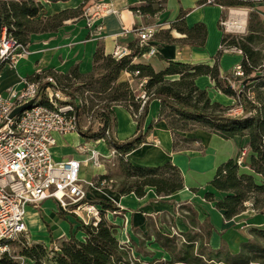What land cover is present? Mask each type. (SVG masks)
Here are the masks:
<instances>
[{"label":"crops","instance_id":"1","mask_svg":"<svg viewBox=\"0 0 264 264\" xmlns=\"http://www.w3.org/2000/svg\"><path fill=\"white\" fill-rule=\"evenodd\" d=\"M39 1L43 9L37 19L52 17L66 10H76L84 3L90 4L92 0ZM104 2L110 3L115 13L102 19L103 30L100 34H95L92 28L86 26L82 13L65 19L54 31L31 33L26 43L29 54L18 60L14 66L5 65L0 69V94L4 96L8 88L19 90L22 87V79L35 74L55 75L64 80V77H69L71 71L75 69L83 78L72 80L73 82L82 83L90 76L99 78L103 70H95L94 55L97 49L107 56L111 55L116 45L125 47L129 53L134 47L147 48L131 60L133 64L149 65L155 72L163 71L169 62L210 67L216 64L221 84L232 68L241 63L242 55L229 49H223L217 56L224 32L220 26L223 9L218 5L197 6V0H165L161 12L154 16H143L132 10L140 5L139 0ZM253 10L264 27V0L255 2ZM183 11L187 12L180 17ZM238 12L241 11L229 9L230 14ZM241 18L243 17H237L235 21L241 22ZM174 23L176 26H173ZM196 25L198 27L194 28ZM177 26L180 30L176 29ZM142 27H153L155 33L147 44L141 46L131 30ZM124 29L128 30V33H123ZM149 47L156 50L154 56L146 55ZM176 79L177 75L168 77L170 81ZM118 81H127L132 88L134 83L139 84V80L134 79L126 71L119 74ZM194 84L199 90L206 92L210 103H217L223 107L237 103L234 96L222 93L209 76L196 77ZM135 93L141 97L144 91L139 87ZM160 107L158 100L149 101L141 131L146 132L150 124L152 128L146 141L125 155V160L138 168L158 167L171 162L181 173L183 188L168 196H158L155 188L150 186L144 188L142 197H136L133 193L125 195L117 192L107 193L103 198L111 200L119 208L118 212L108 211L105 214L107 220L116 226L118 242L131 246L135 251L133 254L145 253L143 255L147 256L146 249L149 246L162 249L154 241V228L162 234L169 235H179L191 230L199 232L197 228H191L185 217L189 213L188 210H193L198 224L208 220L212 227L208 240V246L212 250H217L225 244L230 253L239 252L240 245L252 239L251 229L264 230V212L257 213L251 208V204H248L245 211L226 220L223 211L215 207V202L222 200L227 194L214 189L209 181L218 165L236 158L242 149H246L247 157L249 138L244 136L223 139L205 127L196 126L189 131L177 132L180 137L190 141L186 147L175 150L174 134L159 115ZM234 109L237 111L238 107ZM112 110L110 136L118 142L133 137L137 132V124L130 112L120 104H114ZM54 139L55 144L50 148L53 160L81 161L82 171L79 178L83 181H90L96 168L92 167L90 162H85L87 156L79 154L77 146L85 145L101 153L110 154L114 150L111 145L110 148L104 147L106 145L100 144L99 140L86 139L78 132L64 136L54 134ZM206 193H211L214 201L206 200L204 198ZM60 212L51 199L44 200L38 205L27 206L24 218L27 232L42 235V231H47L48 240L69 237L71 233L78 232L75 237L82 240L83 233L76 231L77 227L70 228L71 216L65 213L60 215ZM164 217L168 222L163 219ZM149 221L150 226L147 227ZM163 251L169 256L165 250Z\"/></svg>","mask_w":264,"mask_h":264},{"label":"trees","instance_id":"2","mask_svg":"<svg viewBox=\"0 0 264 264\" xmlns=\"http://www.w3.org/2000/svg\"><path fill=\"white\" fill-rule=\"evenodd\" d=\"M46 2H58L68 0H43ZM140 5L132 8L136 13L143 16H154L164 9L165 0H139ZM262 0H197L196 5H218L226 10L235 8L247 9L248 34L239 40H228L223 32L221 48L217 52L219 56L223 49L236 48L241 51L242 78H232L226 75L223 84L219 81L217 65H190L177 62H169L163 71L155 72L151 66L133 64L132 57L140 55L147 48L134 47L131 52L120 58L114 59L111 55H104L97 49L94 55L95 70L102 69L103 74L99 78L90 76L83 83L91 87H97L98 93L106 94L105 100L112 104H120L127 109L137 124V132L130 139L118 142L110 136L112 106L104 102L95 107L90 113V119L101 111L102 130L106 131L109 144L114 148L116 155L121 159V169L128 180L116 189V192L125 195L133 193L136 197L144 195V188L154 187L158 196H168L183 188V178L179 169L171 162L158 167L138 168L130 165L125 160V155L146 141L151 124L146 132L141 128L147 115L148 103L151 99L160 102L159 115L166 121L169 129L184 144L190 140L180 137L178 131H189L196 126L205 127L216 133L223 139L235 137L249 138V152L245 160V167L236 163V158L228 159L217 166L209 184L216 190L225 192L227 195L215 202V207L223 211L226 220L245 211L248 204L255 212L264 211V106L262 103L251 100L245 90L250 87L257 88V98L260 99L258 89L264 87V67L260 66V52L253 47L255 40L264 38V27L253 5ZM43 5L39 0H0V26L6 29L17 43L26 45L31 33L54 31L60 27L65 19L74 14L82 13V5L76 10H66L58 15L37 19ZM187 11H183L182 17ZM223 16V15H222ZM176 26V23L173 24ZM198 25L194 26L197 28ZM193 28V29H194ZM176 29H179L178 26ZM126 71L136 80L145 79L142 90L146 99L135 93L134 88L127 81H118V76ZM138 72V74H135ZM177 75L178 79L170 81L168 77ZM209 76L226 95L234 96L237 100L241 113L234 115L217 103H210L206 92L199 90L194 80L198 76ZM55 78L62 88L61 82L81 80L75 69L64 80ZM40 77L38 74L28 78ZM242 85L244 79H249ZM227 79L234 81L236 88L231 87ZM76 89V88H74ZM64 93L70 96L71 103L77 110V132L84 138H100V131H93L90 127L81 128L80 119L83 113L81 106L76 103V98L71 90L62 88ZM257 99V100H258ZM186 145H179L175 140L173 148L180 150ZM105 179V178H103ZM204 198L214 201L211 193H206ZM91 203L98 204L101 208V220L96 226L80 224L76 231L83 233V239L79 240L74 234L54 244L47 252L43 246L35 245L24 255L31 259L46 258L52 255L51 264H264V230L251 229L252 239L240 245L239 252L232 254L225 244L217 250L208 246V240L212 227L208 220L198 224L195 219L196 213L188 210L185 216L191 228H197L199 232L192 230L187 233L162 234L153 229L154 241L165 250L169 256L168 261L144 262L138 258H132L130 246L120 244L116 238V226L105 218L109 212H118L119 208L111 200L105 198H93ZM60 215H64V212ZM150 221L151 219L148 218ZM150 221L147 227L150 226ZM72 229V226H70ZM181 238L182 240H179ZM10 261L2 258L0 264H9Z\"/></svg>","mask_w":264,"mask_h":264},{"label":"built area","instance_id":"3","mask_svg":"<svg viewBox=\"0 0 264 264\" xmlns=\"http://www.w3.org/2000/svg\"><path fill=\"white\" fill-rule=\"evenodd\" d=\"M112 13L115 11L111 4L104 0H92L90 4L82 5L86 26L95 34L102 32V19ZM222 25L226 31L228 25L234 30L239 28L235 23L222 22ZM131 32L142 46L152 39L155 30L142 27ZM123 33L128 30L124 29ZM228 49L241 54L234 47ZM28 54L26 45L17 43L7 35L5 28H1L0 69L5 65L14 66ZM128 54V49L116 45L111 56L120 59ZM155 54L156 50L149 47L146 55ZM229 75L234 79L242 78L241 65L234 66ZM227 82L231 87H237L234 81L227 79ZM144 83L145 79H141L138 86L142 87ZM141 99H146L145 93ZM29 102L27 108L10 116L14 109ZM76 103L80 104L78 99ZM76 112L70 96L50 75L23 78L19 90L8 88L4 96L0 94V259H12V245L27 234L24 218L29 205L51 199L59 211L72 215L80 224L96 226L101 220L100 206L89 201L85 190V185L92 187L91 181L79 178L81 161L55 162L50 154V148L55 144L54 134L64 136L77 132ZM77 151L87 156L85 162H90L92 167L102 166L104 156L97 149L78 145ZM115 154L112 150L110 155ZM245 157L246 149H242L236 157L238 166L245 167Z\"/></svg>","mask_w":264,"mask_h":264},{"label":"rangeland","instance_id":"4","mask_svg":"<svg viewBox=\"0 0 264 264\" xmlns=\"http://www.w3.org/2000/svg\"><path fill=\"white\" fill-rule=\"evenodd\" d=\"M235 10L241 11L235 14H230L229 10H226L222 16L221 19V28L223 29V31L225 32V34L228 36V40L234 39V40H239L241 37H244L248 34L247 31V9L245 8H235ZM237 17H243L244 18V27L242 29L238 28L237 30L231 29L229 28L230 25L228 24H232L235 19ZM222 22L227 23L228 27H227V31L224 29V26L222 25ZM255 44H253V47L258 49L260 52V60H259V64L260 66L264 67V38L262 39H257L255 40ZM85 81V80H84ZM136 85V86H135ZM61 86L64 89L67 90H71L74 93V97L76 99L79 100L80 102V106L83 110L81 119H80V127L81 128H87L90 127L93 131H100L101 132V137L100 138H89L90 140H94V141H100L102 143H104V147L110 148V144H109V138L106 134L105 130H102V116L101 111H99L95 117L93 119H90V113L91 111L97 107L98 105L106 102L109 107L113 106L114 104L109 103L105 100V96L106 94L104 93H98L96 91L97 87H91L88 84L85 83H76L73 81L70 82H61ZM134 89L136 90L137 88H139V86L134 83L133 84ZM76 88V89H74ZM256 90L257 88L255 87H250L248 89L245 90L247 96L253 100L254 102H260L262 103L261 106H264V87H261L258 89V92H260V99L257 98V94H256ZM258 99V100H257ZM223 107V106H222ZM235 107H238V110L235 111ZM225 109H227V111L231 114L237 115L241 113V109L238 106V103H236L233 106H229V107H223ZM179 145H186L184 144V142H182V140L178 137H176L175 139ZM103 154V158H102V166L100 168H96L94 169L95 174L92 176L91 178V184L92 187L89 185H85V190L87 191L88 194V199H93L96 197H104L107 195V193L110 192H116V189H118L121 184L123 183H128V180L125 178L124 173L122 172L121 169V159L120 157H118V155H110V153L105 152L102 153ZM82 168V167H81ZM80 168V174L82 169ZM105 178V179H103ZM105 180V183H102V181ZM94 188V190L92 189ZM33 206V205H31ZM179 208V207H178ZM182 209V208H181ZM183 211H185L184 209H182ZM264 211L261 212H257V213H262ZM68 215V214H65ZM71 218V224L73 229H75L76 227L79 226L78 220L76 218H74L72 215H70ZM65 220H67L66 217H63ZM106 218V217H105ZM166 222H168V220L164 217L163 218ZM107 220V218H106ZM78 232H75L74 235H77ZM82 233V232H81ZM40 234H36V233H31V232H27L26 235L22 236L18 241H16L11 248V254H12V259H7L10 261V263H22V264H51L50 259L52 257V255H48L46 258H41V259H31L28 258L24 255L25 251H28L31 247L35 246V245H39V246H43L46 251L48 252L52 246L55 244L56 246L58 244H60V242L66 238V237H62L60 239H52V240H48L49 239V235L47 233V231H42ZM81 236V234L79 235V237ZM139 236V234H138ZM54 241V244H53ZM132 247L130 246V253L132 258H138L141 261L144 262H152L153 260H155V262H159V261H168L170 260V257L162 250L156 247H151L149 246V248L146 249V254L147 256H144L142 253L140 255H137V253L133 254ZM143 255V256H142Z\"/></svg>","mask_w":264,"mask_h":264},{"label":"water","instance_id":"5","mask_svg":"<svg viewBox=\"0 0 264 264\" xmlns=\"http://www.w3.org/2000/svg\"><path fill=\"white\" fill-rule=\"evenodd\" d=\"M0 30H1V26H0ZM251 79H254V78L244 79V80L242 81V85H245V84H246L249 80H251ZM30 104H31V102H29V103H27V104H25V105H23V106H21V107H19V108L14 109V110L11 112L10 116H13V115H15L17 112H19V111H21V110L27 108ZM77 110H78V109H77Z\"/></svg>","mask_w":264,"mask_h":264},{"label":"bare ground","instance_id":"6","mask_svg":"<svg viewBox=\"0 0 264 264\" xmlns=\"http://www.w3.org/2000/svg\"><path fill=\"white\" fill-rule=\"evenodd\" d=\"M233 23H235L237 25V27H239L240 29H242L244 26L243 18H241V22L236 20Z\"/></svg>","mask_w":264,"mask_h":264}]
</instances>
